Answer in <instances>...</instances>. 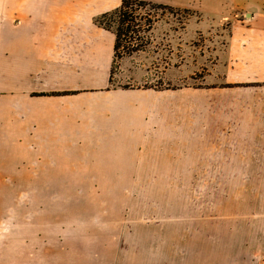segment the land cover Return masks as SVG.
Wrapping results in <instances>:
<instances>
[{
    "label": "crops",
    "instance_id": "1",
    "mask_svg": "<svg viewBox=\"0 0 264 264\" xmlns=\"http://www.w3.org/2000/svg\"><path fill=\"white\" fill-rule=\"evenodd\" d=\"M139 1L193 12L192 38L225 39L216 72L231 86L205 95L218 132L207 148L223 151L212 156L218 172L264 174V0ZM122 2L0 0V264H119L112 242L60 248L56 225L47 245L38 222L46 191L133 182L154 128L160 93L111 87L116 34L100 22ZM236 143H246L241 165ZM125 219L95 221L122 222L121 238Z\"/></svg>",
    "mask_w": 264,
    "mask_h": 264
},
{
    "label": "rangeland",
    "instance_id": "2",
    "mask_svg": "<svg viewBox=\"0 0 264 264\" xmlns=\"http://www.w3.org/2000/svg\"><path fill=\"white\" fill-rule=\"evenodd\" d=\"M139 15L152 23L149 45L129 54L144 32L124 41L111 86L160 93L133 182L122 189L46 191L38 229L50 245L58 225L60 248L112 242L119 264H264V174L218 172L212 156L223 151L207 148L218 132L205 95L231 86L216 72L225 39L218 31L187 34V25L201 20L191 11L149 6ZM244 145L229 151L235 165L246 162ZM31 202L35 212L34 197ZM114 216H126L121 238L114 227L122 222L95 221ZM101 224L112 226L105 233ZM59 264L67 263L60 257Z\"/></svg>",
    "mask_w": 264,
    "mask_h": 264
},
{
    "label": "trees",
    "instance_id": "3",
    "mask_svg": "<svg viewBox=\"0 0 264 264\" xmlns=\"http://www.w3.org/2000/svg\"><path fill=\"white\" fill-rule=\"evenodd\" d=\"M149 6L151 7L153 6L156 8H163L170 11L178 10L169 6L157 5L139 0H123L121 8L118 11L109 15H105L104 18L102 19L104 20L105 18L108 17L115 18L117 20L116 27H113L109 24L105 25L102 23V21L100 22L101 25H103L106 29L113 30L116 34L114 63L116 60L121 58L119 53L120 50L126 48V45H124V41L127 40L129 37H132L133 34H136L138 32L141 33L144 32L143 35H141L140 37L141 44L138 45L133 50L129 51L128 52L129 54H134L137 52L144 51L146 47L149 45V41H150L149 33L151 32L153 26L149 19H146L139 15V11ZM142 24H145V26L141 30ZM111 83H112V75H111ZM148 89L151 88H147L146 90Z\"/></svg>",
    "mask_w": 264,
    "mask_h": 264
}]
</instances>
